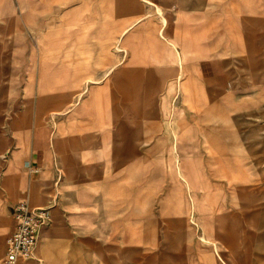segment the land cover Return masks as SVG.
<instances>
[{"label": "crops", "instance_id": "crops-1", "mask_svg": "<svg viewBox=\"0 0 264 264\" xmlns=\"http://www.w3.org/2000/svg\"><path fill=\"white\" fill-rule=\"evenodd\" d=\"M58 1L72 3L68 38L61 31L51 33L47 48L102 40L104 62L102 67L39 63L37 97L28 87V96L10 114L17 146L28 133L33 138L27 147L30 161L21 160L17 148L7 162L2 177L6 199L15 207L27 202L48 212L36 248L43 261L36 264H174L175 192L137 187L141 177L128 173V161H112L114 133L121 143L132 142L143 125H159L163 138L143 141L142 153L154 151L157 144L170 164L169 174L204 199L197 146L187 155L189 161H180L191 171L189 182L181 181L170 124L185 132L194 111L189 98L197 93L206 99L207 91L213 93L216 103L231 108L253 105L261 96L264 100V0ZM1 24L4 45L7 23L2 17ZM161 31L169 45L159 39ZM2 50L0 45V61ZM130 62L139 66L135 71L146 87L138 116L128 112L121 91ZM255 86L262 92L252 90ZM100 87L110 93L103 125L96 114L83 110ZM158 94L162 99L157 102ZM217 176L210 180L208 203L193 197L187 207L191 213L199 209L194 211L197 222L184 235L186 263L264 264V189L240 191L232 184L236 175ZM144 198L151 199L149 206L143 205Z\"/></svg>", "mask_w": 264, "mask_h": 264}, {"label": "rangeland", "instance_id": "rangeland-1", "mask_svg": "<svg viewBox=\"0 0 264 264\" xmlns=\"http://www.w3.org/2000/svg\"><path fill=\"white\" fill-rule=\"evenodd\" d=\"M58 2V0H0V27L3 26L1 17L7 23L4 45L0 42L3 47L0 61V251H3L0 252V254L2 253L1 260L6 254V244L12 232V225L14 224L12 218L15 209L13 203H9L6 199L2 177L7 162L11 160L13 151H17V148L20 159L30 161V149L28 153L27 147L33 138L32 133H28L26 142L19 147L17 146L19 144V141L16 142L18 138L13 134L12 127L9 125L10 114L13 112L16 103L22 102L28 96V87L33 89V96L37 97L35 93H37L38 81H40L39 66L41 64L39 63L41 61H46L52 65H71L85 62L89 63L90 67H102L104 62V43L102 40L82 47L69 43L55 49L47 48L46 39L51 33L61 31L62 38H68L67 33H65L67 29L66 19L70 17L68 15L72 3L70 1L59 2L60 6L56 7ZM30 23L37 24L30 28ZM9 25L10 27H8ZM162 36L163 32L161 31L159 39L168 44ZM28 67H32V72L27 70ZM127 67L128 83L124 88L121 87V91L125 95L128 112L138 116L144 110L143 104L138 101L144 99L146 87L144 81L143 83L140 81L142 76L135 71L139 66L136 67L130 62ZM181 68L180 84L184 70L183 66ZM262 88L255 86L252 87V90L258 91L260 89L262 92ZM199 94L191 95L189 98L194 111L188 119L185 132L183 128H176L173 122L170 124L173 142L171 150L174 159L179 161L176 167L178 178L181 181L189 182L191 171L181 165L180 161H189L187 155L190 153L193 144L197 146L199 161H196V166L202 173V190L206 196L204 199L200 197L198 192H193V196L185 185L181 186L179 181L169 174L170 164L165 155L158 150L157 144L154 151H150L146 155L142 153L143 141H148L151 137H156L158 140L163 138L164 132L159 125L152 124L153 122L143 125L141 132L138 133L139 136L132 142L123 138L125 141L121 143V137L114 133L115 144L112 161H128V173L137 174L141 177L140 182L137 180V187L141 185L140 188L142 189H170L175 192L174 203L177 214H175L174 220L176 229L174 264H187L184 255V235L188 226L197 222V214L194 211H198L199 208L194 209L191 213L193 209L187 210V207L191 208L193 197L198 202L203 200L208 203L207 190L211 189V181H214L215 175H218L219 180L222 178L229 179L231 173L236 175L232 184L236 185L240 191L247 190V188L264 189L262 188L264 186L263 97L261 96L253 105L231 108L225 103L223 105L216 103L213 93L209 94L207 91V99ZM161 99V95H156L157 102ZM109 105L110 93L107 92L106 88L100 87L95 89L92 97L85 102L83 110L93 115L96 114L100 124L103 125L108 121ZM151 113L154 111L151 110ZM50 127L54 128L53 125ZM156 161L163 162L158 163ZM190 168L192 169L191 166ZM130 183L133 182H128V185ZM232 184H228V189ZM18 196L15 198L22 197ZM229 200V198H223L227 204H230ZM143 201V205L146 207L150 205L151 199L144 198ZM1 202L4 204L3 207H1ZM33 259L30 264H36L37 259L41 260L40 263L43 261L37 256L36 251L33 254Z\"/></svg>", "mask_w": 264, "mask_h": 264}, {"label": "built area", "instance_id": "built-area-1", "mask_svg": "<svg viewBox=\"0 0 264 264\" xmlns=\"http://www.w3.org/2000/svg\"><path fill=\"white\" fill-rule=\"evenodd\" d=\"M13 214V229L7 239L5 264H17L19 259L26 263L34 260L41 229L46 226L48 212L30 209L27 202L16 205Z\"/></svg>", "mask_w": 264, "mask_h": 264}, {"label": "bare ground", "instance_id": "bare-ground-1", "mask_svg": "<svg viewBox=\"0 0 264 264\" xmlns=\"http://www.w3.org/2000/svg\"><path fill=\"white\" fill-rule=\"evenodd\" d=\"M117 48H118V51H123L121 48H119V47H117ZM85 93H87V92H85ZM83 94H84V93H83ZM83 94H82V95H83ZM82 95H81V96H82ZM29 206H30V205H29ZM30 209L33 210V208H31V207H30ZM216 248H217V247H216ZM1 251H2V250H1ZM1 251H0V252H1ZM2 252H3V251H2ZM1 254H2V253H1ZM1 254H0V258H1ZM220 256H221V255H220ZM221 257H222V256H221ZM221 259H222V258H221ZM22 261H24V260H23V259H19V260L17 261V264H22Z\"/></svg>", "mask_w": 264, "mask_h": 264}]
</instances>
